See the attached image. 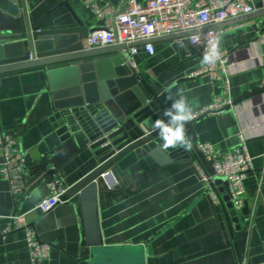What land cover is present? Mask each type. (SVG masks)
<instances>
[{"label": "crops", "instance_id": "0c3cea01", "mask_svg": "<svg viewBox=\"0 0 264 264\" xmlns=\"http://www.w3.org/2000/svg\"><path fill=\"white\" fill-rule=\"evenodd\" d=\"M122 1L97 3L118 5ZM252 1L256 4L261 0ZM23 2L30 21L40 26L71 23L65 3L88 28L97 22L81 0ZM262 24L264 16L220 27L219 48L228 54L229 94L233 100L251 94L230 107L196 118L191 126L197 143L207 142L224 152L234 148L239 132L246 137L252 168L243 181L247 209L241 215L246 233L242 249L237 251L235 232L231 236L227 230L219 198L214 202L204 194L199 164L187 157L189 151L168 149L161 154L165 160L159 162L150 154L139 155L131 150L110 167L119 186L108 189L99 184L95 198L96 225L103 246L113 259L125 264H264V45L259 39ZM172 36L154 38L153 54L138 42L134 55L136 71L164 88L175 84L171 96L182 92L194 110L210 103L222 83L206 74L195 75L201 66V55L186 36ZM161 116L160 110L148 115L141 128L152 129L153 122ZM65 126L66 120L53 105L43 67L0 75L2 131L14 134L28 165L38 154H54L58 150L54 176L70 186L97 166L98 156L88 147L75 150L78 142L71 141V132L63 130ZM156 141L162 143L160 137ZM1 161L0 151V164ZM49 179L47 176L37 184L32 182L24 194L14 199L7 181L0 176V264H31L24 231L3 234L10 213H25L39 238L50 244L43 264H89V259L82 256L84 222L76 203H59L47 212L33 209L48 196ZM214 187L222 199L226 194L224 185L218 183ZM244 219L249 221L247 227Z\"/></svg>", "mask_w": 264, "mask_h": 264}, {"label": "water", "instance_id": "95a60500", "mask_svg": "<svg viewBox=\"0 0 264 264\" xmlns=\"http://www.w3.org/2000/svg\"><path fill=\"white\" fill-rule=\"evenodd\" d=\"M23 1L0 0V75L28 68H44L53 105L66 120L63 130L69 129L73 138L71 141L78 142L75 150L88 147L98 156L97 166L68 186L61 196L62 200L68 199L78 205L83 219L82 256L89 259V264H125L113 259L99 235L95 205L99 186L97 179L131 150L139 155L150 154L159 162L165 160L161 155L164 151L156 141L158 132L153 128L145 131L140 125L148 115L159 110L163 113L171 106L172 101L167 97L174 93L176 86L164 88L123 64L122 50L133 44L88 47L86 38L92 31L101 28V21L88 28L65 3L73 19L71 23L40 26L30 21ZM255 5L256 11L209 26L208 29L264 16V0ZM192 33L195 32L172 37ZM249 94L236 98L233 103ZM194 120L191 119L185 126L186 134L191 139L187 157H192L212 177L204 194L209 196V191L217 193L215 184L224 185L226 194L222 199L217 193L220 208L229 234L233 236L235 232L239 252L246 235L242 229L241 215L246 213L247 205L244 204L239 212L234 209L227 194L226 178L214 174L212 161L206 160L197 147L191 128ZM57 153L58 150L54 154H38L33 159L29 168L32 174L30 181L37 184L47 176H54L58 167ZM215 207L219 209V206Z\"/></svg>", "mask_w": 264, "mask_h": 264}, {"label": "built area", "instance_id": "2783aa9c", "mask_svg": "<svg viewBox=\"0 0 264 264\" xmlns=\"http://www.w3.org/2000/svg\"><path fill=\"white\" fill-rule=\"evenodd\" d=\"M81 1L93 12L97 21L102 22L100 29L92 31L87 36V46L93 48L133 44L122 50L123 64L133 70H136L134 55L137 52L138 42H144L145 50L153 54L152 39L194 31L195 33L186 36L202 58L201 66L194 74L209 75L213 79L220 80L222 84L219 94L210 103L192 110V119L218 112L234 104L229 94L228 54L227 51L219 48L222 29H208V27L256 11V5L252 0H146L145 2L123 0L118 5L108 2L99 5L97 0ZM259 39L264 45L263 24ZM197 147L206 160L212 161L214 174L226 178L227 194L234 209L239 212L245 203L243 181L252 168V157L247 150L244 133L239 132L234 148L225 152L216 150L207 142H199ZM0 151L2 153L0 176L7 181L9 192L16 199L32 184L30 165L27 164L25 152L14 134L2 131L1 127ZM198 175L204 191L212 177L202 165L198 167ZM97 182L108 189L119 186V180L111 168L103 171ZM47 185L48 196L33 207L40 212H47L57 204L69 201L61 199L68 186L60 178L51 177ZM208 195L214 202L218 199V194L214 191H209ZM6 218L3 234L22 229L31 264H43L49 256L50 244L39 238L35 228L27 221L26 214L10 213ZM243 223L246 227L249 225V221L245 219Z\"/></svg>", "mask_w": 264, "mask_h": 264}, {"label": "clouds", "instance_id": "9594fccd", "mask_svg": "<svg viewBox=\"0 0 264 264\" xmlns=\"http://www.w3.org/2000/svg\"><path fill=\"white\" fill-rule=\"evenodd\" d=\"M205 60L207 62L208 58ZM167 99L172 101L171 106L163 111L164 118L156 119L152 125L162 141L159 147L163 151L177 148L188 151L191 149V139L186 134L185 126L193 118L192 108L187 97L180 91L175 97L169 96Z\"/></svg>", "mask_w": 264, "mask_h": 264}]
</instances>
